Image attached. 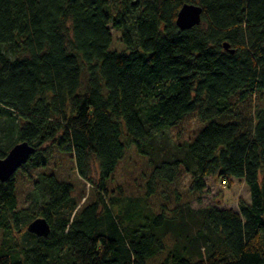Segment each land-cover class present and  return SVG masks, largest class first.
Listing matches in <instances>:
<instances>
[{"label":"trees","instance_id":"obj_1","mask_svg":"<svg viewBox=\"0 0 264 264\" xmlns=\"http://www.w3.org/2000/svg\"><path fill=\"white\" fill-rule=\"evenodd\" d=\"M184 3L202 14L182 30ZM115 29L121 49L111 48ZM260 93L264 0H0V157L20 141L34 147L0 182V230L20 241L0 249V264H264V106L252 103ZM190 113L202 126L183 155L156 160L152 141ZM132 146L151 156L144 196L106 200ZM53 147L74 159L91 201L89 193L80 204L85 196L54 173L32 176ZM181 170L190 192L211 176L242 179L250 200L150 209L146 197ZM17 173L32 181L21 207ZM37 217L47 236L27 230Z\"/></svg>","mask_w":264,"mask_h":264},{"label":"rangeland","instance_id":"obj_2","mask_svg":"<svg viewBox=\"0 0 264 264\" xmlns=\"http://www.w3.org/2000/svg\"><path fill=\"white\" fill-rule=\"evenodd\" d=\"M115 31H113L114 41L111 48L121 49L122 43H120L118 36L120 30L115 29ZM260 95L261 93L253 97L252 103L264 106V96L261 97ZM201 126L202 124L195 113H190L178 125L167 128L159 133L152 141L153 146L147 148V151L153 152L154 157L158 161L174 156L181 157L183 155V147L197 133ZM150 158L151 156L149 155L144 157L138 154L133 146L127 148L123 159L119 162L112 177L107 181L106 200L116 196L132 198L144 196L143 183L151 170L149 164ZM43 171L54 173L60 180L70 182L74 187L76 199H79L83 195L85 196L82 198L80 204L89 193L90 196L87 201L93 199L92 187L79 176L75 168L74 159L70 154L60 152L53 147V154L47 161V165L35 168L31 171V174L36 177L38 173ZM91 175L94 181L98 179V163L96 162L92 163ZM16 180L18 181L19 207H21L26 205L27 196L32 190V181L20 173H17ZM190 181L191 174L181 170L174 182L170 184L159 183L156 186L157 192L155 195L146 197L145 201L149 203L150 209L158 211L163 203H166L170 208L179 203L180 206L191 208L214 206L218 208L238 209V200L240 198L247 202L250 200L249 188L242 179H234L233 183L229 185L222 182L218 177H208L206 178V188L200 194L189 191ZM176 195L179 196L178 202L175 201ZM141 206L143 207V204ZM145 208L147 209V206ZM132 210L133 208H131ZM133 216L135 215L133 214ZM7 238L0 230V249L3 250L7 246H10L8 244H13L18 240L10 241ZM17 242L20 241L18 240Z\"/></svg>","mask_w":264,"mask_h":264},{"label":"water","instance_id":"obj_3","mask_svg":"<svg viewBox=\"0 0 264 264\" xmlns=\"http://www.w3.org/2000/svg\"><path fill=\"white\" fill-rule=\"evenodd\" d=\"M202 7L193 3H184L178 10L176 25L182 29H189L201 22ZM227 48L228 44H224ZM232 52V50H230ZM34 147L26 141L15 143L4 157H0V182L8 180L22 165H24ZM27 230L37 236H47L50 230L49 223L43 217L30 221Z\"/></svg>","mask_w":264,"mask_h":264}]
</instances>
